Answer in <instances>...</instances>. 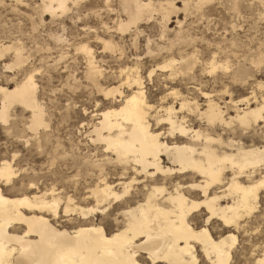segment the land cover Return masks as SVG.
Wrapping results in <instances>:
<instances>
[{
    "label": "snow or ice",
    "instance_id": "1",
    "mask_svg": "<svg viewBox=\"0 0 264 264\" xmlns=\"http://www.w3.org/2000/svg\"><path fill=\"white\" fill-rule=\"evenodd\" d=\"M179 2L180 0H173L172 8L176 13H183L184 23L179 27L181 31H184L187 29L191 0H184L182 8L175 6ZM261 2L264 3V0ZM103 3L104 8L94 7L91 10H84L81 0H29L28 7L33 11L30 31L20 36L19 39H12L11 43L5 42L4 46H0V64L5 59L10 60V65H5V67H12L15 70L11 79L0 72V84L5 85L0 87V94L6 98L4 109H0V134L8 137L9 140L21 141L30 151L35 144L41 141L47 129V124L42 118L38 119L36 112L39 104L36 94L41 88L47 90L49 87L46 82V61L39 55H34L40 45H34L31 39L32 34L41 27V23L37 21L57 26L51 33H45L47 42L54 45L49 51H55V45L61 43L67 44L69 49L75 47L76 52L73 55L76 56L79 64L78 71L83 73L82 79L88 81L90 87L92 82L98 79L102 70L94 61L92 50L82 41L90 32L128 31L131 34L134 31L132 20H129L128 26L125 27L118 16L117 20L109 22L113 25L120 23L119 28H109L108 24L101 23L96 29L86 27L84 36L75 30L69 39L65 38V33L69 29L61 28L57 17L72 13L74 8L83 11L84 14L79 18L85 19L91 16L100 17V12L104 10L111 12L114 9L128 7L123 2L119 5L115 4L114 0H103ZM197 3L199 7H203L207 0H197ZM145 7H150V5L145 6L139 2L136 5L138 11H142ZM45 12L52 15L51 21H43ZM100 19L104 18L100 17ZM159 23L164 31H169L168 17ZM141 35L143 34L136 31V36L132 39L133 46H136V38ZM164 38L163 33L158 37L159 40ZM199 39L196 37L197 41ZM188 40L190 48L182 52L184 56L187 55V51L192 52V55L187 57L186 75L189 79L186 81L185 95H181L177 89H172L150 102L145 96L143 83L139 79L138 60L136 68L130 73L125 70L115 80L119 89L118 103L112 102L116 99V92L112 88H106L99 96L96 94L99 89L93 88L92 95L86 97L81 117L84 123L78 120L76 124L80 133L79 139H84L89 130L95 131L94 125L102 126L106 133L104 140L92 141L97 151L89 154L88 163L91 175L95 177L93 181L95 189H89L86 193L75 191L73 185H79L80 178L69 175L67 181L46 182L50 183L53 188L51 203H48L47 192L41 193L38 197H32V203L47 208L49 211H55L58 206H62L67 213L78 200L89 203V197L94 196L96 203L93 208L79 209L77 207L76 210L81 213L93 211L108 213L109 207L116 204L118 207L127 208V212L116 214L117 217H123V219H117L116 235L112 237V241L107 242L110 244L115 242L112 247L105 248L97 244L87 249H65L63 245L54 243V248L61 253L60 260L56 264H264V239L254 242L248 238L251 236L248 230L251 226L250 218L258 212H264V207H262L264 201H258L257 197L258 191L264 195V144L259 149L243 146L247 151L242 165L233 163L241 159V154L235 150L242 146L233 143L231 146L234 154L227 155L219 140L205 145L204 147L209 150L215 148V151H210V155L216 159L217 163L209 166L211 171L203 164L196 169L200 171L202 177L199 184L195 182V177L191 184L182 182L173 175L176 169L169 172L166 169L162 170L158 163H153V161H158L159 151L164 147L159 144L160 140L165 136L173 135L178 130L177 123L181 126L185 124L180 117L186 112H195L202 121L206 119V114L215 113V118L209 119L208 124L211 126L217 121L224 124L227 113L221 109L232 107L231 104H225L224 99L228 95H233L232 86L234 84H243L251 89L238 103L247 106L255 97L256 107L245 112L243 117L237 115L228 120L229 127H233L237 121L245 129L252 126L253 121H259L258 126L264 127V77L259 80L256 78V72L264 74V44L261 45L259 56L253 58L250 71L243 77H236L229 61L224 59L226 49L222 47V44L214 43L207 47L201 44L200 47H196L190 36ZM103 43L104 51H114L117 47L109 41H103ZM147 44L151 46L153 41L148 40ZM81 54H83L82 59ZM61 59H65L63 54H61ZM171 63L180 62L172 61ZM73 67L75 68L76 65L74 64ZM193 69L196 71L193 72ZM67 71L69 70L66 69ZM125 74L130 77L127 81L123 80ZM193 77H197L196 82L199 83V87L192 82ZM205 77L210 79L200 82L204 81ZM148 78L145 77V80ZM68 81L69 83H65L58 91L67 90L68 104L71 109L73 107L71 91L75 82L71 75ZM13 83L16 84V88L9 93ZM217 86L220 91H216ZM20 94L25 97L24 107H28L29 104L33 106L31 117L16 115L7 104V98ZM201 97L207 101L206 105L198 103ZM75 107L80 109L79 104ZM102 108L108 110L102 112L100 111ZM201 108L204 109L203 112ZM211 131L212 128L209 127V132ZM73 139L76 137L74 136ZM0 148L9 149L4 152L3 156H0V161H2L0 163V186L8 185L12 188L14 187L13 178L21 176V173L31 172L33 165L26 153L15 150L10 143H0ZM39 150L42 151V149ZM9 158L15 162V166L7 163ZM229 165L233 173L230 180L225 179L223 174ZM48 167H52V164L49 163ZM257 175L261 177L258 183L256 182ZM140 176L142 179L138 178ZM109 177H118V179L109 184ZM28 179H35L36 183L28 184ZM24 180L25 183L19 190L20 195H23V191L29 187L36 189V185L41 183L40 177H24ZM61 183L64 187L61 188L60 193H57L56 186ZM214 192L215 195H213ZM239 192L245 194L243 199L239 197ZM58 195L67 196V204L58 202ZM73 195L76 196V200L72 199ZM131 204H135V208L130 207ZM222 204L225 207L222 208ZM165 219H172L174 223L181 225L178 235H169L166 249H158L151 255H145L144 253L150 252L147 243L144 245L131 243L129 237L134 238L137 234L142 236L145 229L151 231ZM125 222L128 226L123 232L119 231ZM259 223L260 227L256 229V233L264 237V219ZM238 237L242 239L238 240ZM181 242L188 251L182 254V259H173L171 253ZM165 251L168 255H165ZM240 251L243 252L244 259L238 260L235 257ZM0 264H4L2 259H0Z\"/></svg>",
    "mask_w": 264,
    "mask_h": 264
},
{
    "label": "rangeland",
    "instance_id": "2",
    "mask_svg": "<svg viewBox=\"0 0 264 264\" xmlns=\"http://www.w3.org/2000/svg\"><path fill=\"white\" fill-rule=\"evenodd\" d=\"M141 1L146 2L148 0ZM150 1L157 7L159 3L172 0ZM182 1L184 0H180L175 6L182 8V4L184 3ZM196 2L197 0H191L188 9L189 19L187 29L184 31H181L179 27L180 24L184 23L183 13L172 12L168 19L169 31H164L159 23L163 21L161 15L158 12H153L151 17H146L135 26H132L134 31L131 34L128 31H124L123 33L119 31H114L113 33H88L82 43H87L94 50V57L97 64L103 69L108 70H105L107 79L100 83L101 87L110 88L116 86L115 80L118 78L119 70L125 66H137V61L139 60V74L142 78L141 81L146 97L150 102L163 96L166 91H171L172 89H177L181 95H185L187 92L186 81L189 79L188 75H186L187 70L181 72L178 70L174 75L167 77L168 71L162 72L159 66L166 59L170 58V55L177 60L181 56L186 58L192 55L191 51H187L186 56L182 55L183 51L190 48L189 36L192 38V43H195L196 47H200L201 44L205 47L213 45L214 43L222 44V47L226 49L224 59L229 61L234 70V75L236 77H243L245 73H248L253 58L259 56L261 45L264 44V3L261 0H210L203 7L196 8L194 6ZM114 3L119 5L120 1L114 0ZM28 4L29 0H0V45H5V42L11 43L12 39H19L20 36L30 31L33 23L31 20L33 11L28 7ZM81 6L84 10H91L94 7L104 8V3L103 0H81ZM83 14V11L74 8L72 13H66L64 16L57 17L60 21L61 28L69 29L65 33V38L70 39L75 30H78L81 36H84L86 27L96 29L101 23L108 24L109 28L115 29L116 24L113 25L109 21L117 20L118 16L121 20H125L126 18L121 8L118 10L114 9L111 12L107 10L100 12V17H103V20L97 16L80 19V15ZM51 20L52 15L45 12L43 21ZM37 23H41V27L37 32L32 34L31 39L34 45H40L34 55H39L46 61V82L49 87L47 90L41 88L36 95L39 104L43 107V117L47 123V129L44 131L41 141L35 144L30 151L26 149L21 141L9 140L8 137L0 134V143L8 142L15 150L26 153L33 165L31 172L21 173V176L13 178L16 184L10 192H19L21 185L25 183L24 177H31L34 174L41 178V183L36 185L39 191L52 187L50 183H46L47 181H67L69 175L73 176L77 174L80 178V184L73 186V188L77 192L85 193L88 187L93 186L95 179L91 175V168L88 163L89 154L90 152H96L97 149L90 143L87 133L84 139H79L80 133L76 128V124L78 120L84 123L81 119L84 101L86 97L92 95L93 88L96 87L93 84L90 87L89 82L82 79L83 73L78 71L79 64L77 63L76 56L73 55L76 52L75 47L69 49L67 44L61 43L55 45V51H49L54 45L47 42L45 33H51L57 26L49 25L41 21H37ZM136 31H139L143 35L136 38L137 44L133 46L132 39L136 36ZM162 33L165 38L159 40L158 37ZM95 35H98L100 39L114 43L117 46L116 49L111 52L104 51L101 40L96 39ZM196 37L200 38L199 41L196 40ZM148 40L153 41L151 46H148ZM148 51L151 54H147L149 53ZM61 54H63L65 59H61ZM82 58L83 54H81ZM10 62V60L5 59L0 64V72L7 75L9 79L12 78L15 70L5 69L4 64ZM74 64L76 65L75 68L73 67ZM66 69L69 71L66 72ZM151 69H154L153 73L145 80V77H148V72ZM195 71L193 69V72ZM69 75L73 77V81L75 82L71 91V99L73 101V107L71 109L68 104L67 90L58 91L65 83H69ZM262 77H264V74L256 72V78L258 80ZM208 79L210 78L205 77V80L200 82H206ZM196 81L197 77H193L192 82L196 84V87H199V83ZM1 85L5 86L3 84ZM216 91H220L219 86H217ZM232 91L233 95H228L224 99L225 104L232 103V107L223 109L228 114L227 117L233 116L235 114L234 110L237 107H244V105L238 103V100L245 98L251 89L250 87H245L243 84H234ZM96 94L98 96L100 95L98 92ZM193 98L195 99V97ZM230 99L232 102H228ZM113 102L117 103V99ZM198 103L205 105V98L201 97ZM77 104L80 105V109L75 107ZM176 107H179V105H176ZM103 109L105 108L100 110ZM202 110L203 108H201ZM12 112L16 115L29 116L28 111L18 106H15ZM184 116L186 125L189 127L193 129L200 128L201 130L209 132V126L204 124L205 122L200 120L195 113L186 112ZM258 125H260V122L246 130L234 125L231 128H216L209 133L213 136L219 134L225 143L229 139H235L234 142H242L243 145H261L264 143V127ZM74 136L76 139H73ZM224 148L226 151H229L228 148ZM39 149H42V151ZM8 150L7 148H0V156H3L4 152ZM49 163L52 164V167H48ZM13 166H15L14 161ZM108 181L112 182L114 179L109 177ZM61 187H64L63 183L56 186L57 191H60ZM258 201H264V195H261L260 192ZM76 205L86 209L92 206V203H85L78 200ZM114 214L115 212L112 211L106 219L101 220L102 225L107 231L114 229ZM102 217L104 215H99L97 218L99 220ZM69 218L71 220L67 223V227H75L79 218L76 215H71ZM262 219H264V212H258V214L250 218L251 226L248 230L251 236L248 238L254 242L264 239V237H260L256 233V229L260 227L259 222ZM240 239L242 237H238V240ZM235 258L238 260L244 259L243 252H238Z\"/></svg>",
    "mask_w": 264,
    "mask_h": 264
},
{
    "label": "bare ground",
    "instance_id": "3",
    "mask_svg": "<svg viewBox=\"0 0 264 264\" xmlns=\"http://www.w3.org/2000/svg\"><path fill=\"white\" fill-rule=\"evenodd\" d=\"M119 1L120 3L123 2L128 5V7L121 8L126 18L125 20L120 19V21L123 22L125 27L128 26L129 20H132L133 22L132 26H135L138 22H140L144 18L151 17L153 12H158L161 15L162 20H164L165 17H168L169 19V15L172 12H174L172 8L173 0L165 1L164 3H159L157 7L154 6L151 3L152 1L150 0L146 2H143L141 0H119ZM138 2L145 6L150 5V7H145L142 11H138L136 8ZM194 6L196 8H199L197 2L195 3ZM120 26H121L120 23H117L115 28H119ZM95 38L101 40V44L104 50L103 41H107V40L100 39L98 35H95ZM109 43L113 44L111 41H109ZM83 44H87V43H83ZM0 46H4V45H0ZM88 48L92 50L94 55V50L89 45ZM94 61H95V57H94ZM172 61H178L180 63L172 64L171 63ZM95 62L97 63V61ZM10 63L4 64V67L5 65H10ZM97 66L102 70V72L98 77V79L92 82V84L99 89L98 93L101 94L102 92L105 91L106 88L101 87L100 83L106 80L107 76L105 74L106 69H103L98 64ZM136 67H137L136 65H133V66H125L124 68H121L118 72L119 74L117 73L118 77H120L121 73L125 72V70H128V72L130 73L131 70ZM159 68L160 70H162V72L168 71L167 77H170L174 75L178 70L180 72L187 70L188 59L187 57L184 58L181 56L177 60L171 57L170 55V58L166 59L164 63L159 66ZM5 69H13V68L5 67ZM153 71L154 69H151L148 72L147 76L150 77L149 73L152 74ZM129 78L130 77L128 74H125L123 76L124 81L129 80ZM133 79H135V77H133ZM139 79L140 81L142 79L140 74H139ZM0 87H4V86L1 85ZM15 88H16V84H14L9 89V93H12L13 89ZM110 88H112L116 92V99L118 103L119 89L117 88V86ZM36 99H37V95H36ZM116 99L114 101H116ZM243 99H240L238 101H241ZM18 100L20 102H17ZM24 102H25V97L23 96V94H20L18 96H11L7 98V104L11 108V110L15 108V106L21 107L23 110L28 111L29 117H31L33 112V106L32 104H29L28 107H24ZM228 102H232V100L230 99ZM5 103H6V98L2 94H0V109H4ZM255 107H256V98L254 97L252 102L247 106H244L243 108L237 107L234 110L235 114L233 116H228L224 124L219 123V121H217L214 125L211 126L208 124L209 119L215 118V113L206 114V119L203 121L205 122L204 124L212 128V131H214L216 128H221V129L227 128L229 127L227 123L228 120L233 119L237 115L243 117L245 112ZM107 110L108 109L105 108L100 111L103 112ZM221 110L224 111L223 109ZM203 111L204 109L201 112ZM36 112L38 119L42 118L46 123L43 117L44 115L43 107H41L40 104L37 105ZM196 116H198V118L200 119L199 115L196 114ZM180 119L185 121V116L180 117ZM113 122H115V118H113ZM258 123L259 121H253L252 126L257 125ZM235 125L246 130L245 128L240 126L239 121H237ZM94 128L95 131L89 130V132H87V136L89 137V141L91 144L93 140L100 142L106 138V133L102 129V126L94 125ZM177 129L178 130L173 135L165 136L162 140H160L159 144L164 147L159 151L158 161H153V163H158V165L161 166L162 170L166 169L169 172H171L172 169H176L177 171L174 172L173 175L176 176L178 179H180L182 182L191 184L193 182V178L195 177V182L199 184L202 177L200 175V171H197L196 169L199 168L200 165L202 164L205 165V167H208L209 171L212 170L211 167L209 166L216 165L217 161L214 157L210 155V151H215V148L209 150L206 149L204 146L211 144L212 142L217 140L221 141L223 146L229 149V151L225 150V154L227 155L234 154L233 147L231 146L233 143L242 146L235 150L237 153L241 154V159L239 161H233V163H240L241 165L243 164V160L245 158V154L247 150L246 148L243 147L245 145H243L242 142L241 143L234 142L235 139L234 140L229 139L225 143L219 134L213 136L209 132H206L205 130H201L200 128L193 129L188 125H186V121L183 126L177 123ZM185 133L188 134L186 135ZM205 133L207 135H205ZM261 145H246V146L250 148L259 149ZM93 146L96 148L95 145ZM0 163H2V161H0ZM7 163L13 166V161L11 160V158L7 160ZM181 169L182 171H180ZM202 170L203 169H201V171ZM227 173L229 174L227 175ZM223 174L225 176V179L228 180L231 179V176L233 175L231 165L228 166V168L224 171ZM73 176H77V174H74ZM31 177H39V176H36L34 174ZM260 178L261 177L257 175L256 177L257 183L259 182ZM112 179H114V181L112 182L108 181L109 184L116 182L118 177H112ZM139 179H142V176H140ZM35 181H36L35 179H28L27 183L35 184ZM171 182L175 183V181H171ZM12 183L15 187L16 183L14 181H12ZM73 186H78V185H73ZM14 187L10 188L8 185L0 186V259L4 261V264H56V262L60 260L61 253H58L57 250L54 248L53 246L54 243H59L63 245L65 249L68 248L87 249L90 246H94L97 244L105 248H110L113 246L115 242H112L111 244L107 242L112 241V237L116 235L117 219H123V217H117L116 214L118 212H127V208L118 207L116 204H113L112 206L109 207L108 213H105L104 211L81 213L76 210L78 207L77 205L72 206L67 213L65 212L62 206H58L55 211H49L47 208H43L39 205H34L32 203V197H38L41 193L47 192L48 203H51L52 193H53L52 187L50 189H45L43 191H39V188L37 186L36 189L29 187L23 191V195H20L19 192L16 193L10 192ZM225 187H227V185H225ZM89 189H95V183L93 184L92 187H88L85 193ZM55 191L57 193H60V191H57V189H55ZM68 195H72V194L68 193ZM213 195H215V192L213 193ZM238 195L241 199H243L245 194L243 192H239ZM257 197L259 199V191L257 192ZM67 199L68 197L64 195H58L57 197L58 202H62L63 204H67ZM72 199L75 200L76 197L72 196ZM89 199L90 202L92 203V206L87 207L86 209L93 208L96 203V199L94 196H90ZM130 207L135 208V204H131ZM221 207L223 208L225 207V205L222 204ZM78 208L83 209L81 207ZM112 211L115 212V214L113 215V217H115V219H113L115 226L112 231H107L102 225L101 220L106 219V217ZM71 215H76L79 218V220L76 222L77 224L75 223L76 224L75 227H67V223L71 220L69 218V216ZM99 215L100 216L104 215V217L98 220L97 217ZM176 219H179V217H176ZM127 226L128 225L125 222L124 226L119 228V231L123 232L124 228ZM180 231H181L180 224L174 223L172 219H165L162 223H159L155 229H152L151 231L145 229V232L142 236L137 234L134 236V238L129 237V239L131 240V243L134 245H144L145 243H147V247L148 249H150V252L144 254L151 255L152 253H155L158 249L160 250L166 249L169 235H178ZM225 235H228V233H225ZM193 247H195V245H193ZM187 251H188L187 247L184 245L183 242H181L178 245L177 249L171 253V255L173 259L179 260L183 258L182 254L186 253ZM165 255H168L167 251H165Z\"/></svg>",
    "mask_w": 264,
    "mask_h": 264
}]
</instances>
